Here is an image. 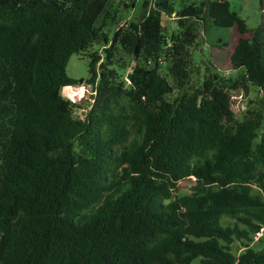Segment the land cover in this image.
<instances>
[{
	"label": "trees",
	"instance_id": "16d2710c",
	"mask_svg": "<svg viewBox=\"0 0 264 264\" xmlns=\"http://www.w3.org/2000/svg\"><path fill=\"white\" fill-rule=\"evenodd\" d=\"M172 1L121 26L110 8L96 27L108 0H0V264H264V248L231 252L264 229L261 28L230 55L243 81L212 72L192 88L200 31L247 28L226 0ZM101 42L74 118L67 63ZM249 86L261 96L239 121L231 92Z\"/></svg>",
	"mask_w": 264,
	"mask_h": 264
},
{
	"label": "rangeland",
	"instance_id": "374dc122",
	"mask_svg": "<svg viewBox=\"0 0 264 264\" xmlns=\"http://www.w3.org/2000/svg\"><path fill=\"white\" fill-rule=\"evenodd\" d=\"M115 0H108L106 9L96 20L95 26L100 27L103 23L105 13L110 8V4H113ZM133 7H126L124 5L114 4L113 10L117 12V26H121L125 21H138L143 13L142 3L145 0H133ZM156 6L165 2V0H154ZM153 0L149 2L154 3ZM203 0H173L172 7L175 13L181 8L183 4H198ZM231 11L235 12L237 16L245 21L247 31L244 35H240L236 27L231 28H218L208 27L205 32L200 31V37L198 39L197 50L192 53V61L194 66L192 67V75L189 80V87L195 88L201 84L204 76L216 72L220 77L225 80H242L244 71L242 69H233L230 64V55L240 38H251L252 33L257 28H261L260 41L263 44V58L262 65L264 66V0H226ZM126 4L131 5L130 0H126ZM119 3V2H118ZM163 12V24L166 27L168 33L176 32V14L169 13L167 9H160ZM114 32V25L106 28V34L111 40ZM102 42L95 43L92 47L88 48L81 54H73L66 66V75L76 80V84L72 87H64L61 90L63 98L68 99L70 102L77 104L78 108L73 111V117L83 119L86 112L91 108L93 102L92 86L87 81L90 78L89 74V62L90 55L96 52H102ZM129 69L125 73L126 85L130 83ZM176 96L171 95V99ZM261 94L256 92L250 86L247 88V92L238 90L231 92V109L234 112L237 120L241 121L247 109L251 108V101H255ZM264 130L263 127L258 130L257 134L260 136ZM259 141V137L255 142ZM189 182H183L180 186V190L174 194L185 195L188 193ZM259 193L258 189H254V195L261 196L264 201V196ZM221 223L224 226L233 227L234 220L229 218H222ZM239 227H241L239 225ZM247 248L253 249L255 252L264 248V231H262L259 237L254 236L251 242L246 240H235L231 245V252L234 256H239ZM193 264H199V260H195Z\"/></svg>",
	"mask_w": 264,
	"mask_h": 264
},
{
	"label": "crops",
	"instance_id": "0c3cea01",
	"mask_svg": "<svg viewBox=\"0 0 264 264\" xmlns=\"http://www.w3.org/2000/svg\"><path fill=\"white\" fill-rule=\"evenodd\" d=\"M121 0H115L113 4H110V8H113L114 4H117L118 2H120ZM126 2V1H125ZM127 3V2H126ZM156 3V2H155ZM109 8V9H110ZM105 9H106V6H105ZM104 9V10H105Z\"/></svg>",
	"mask_w": 264,
	"mask_h": 264
},
{
	"label": "built area",
	"instance_id": "2783aa9c",
	"mask_svg": "<svg viewBox=\"0 0 264 264\" xmlns=\"http://www.w3.org/2000/svg\"><path fill=\"white\" fill-rule=\"evenodd\" d=\"M262 231H264V229H262ZM262 231H261L260 233H258V234L256 235V237H259V236L261 235Z\"/></svg>",
	"mask_w": 264,
	"mask_h": 264
}]
</instances>
